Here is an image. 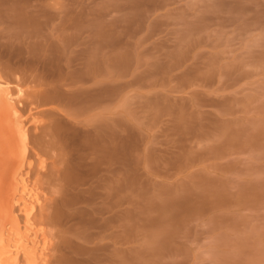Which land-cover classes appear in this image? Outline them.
<instances>
[{
    "label": "rangeland",
    "instance_id": "rangeland-1",
    "mask_svg": "<svg viewBox=\"0 0 264 264\" xmlns=\"http://www.w3.org/2000/svg\"><path fill=\"white\" fill-rule=\"evenodd\" d=\"M0 75L47 264H264V0H0Z\"/></svg>",
    "mask_w": 264,
    "mask_h": 264
},
{
    "label": "bare ground",
    "instance_id": "bare-ground-1",
    "mask_svg": "<svg viewBox=\"0 0 264 264\" xmlns=\"http://www.w3.org/2000/svg\"><path fill=\"white\" fill-rule=\"evenodd\" d=\"M8 84L0 75V264H47L52 239L45 222L51 216L42 218L47 199L30 174L35 162L42 170L45 160L40 161V141L35 133L29 138L28 122L19 115Z\"/></svg>",
    "mask_w": 264,
    "mask_h": 264
}]
</instances>
